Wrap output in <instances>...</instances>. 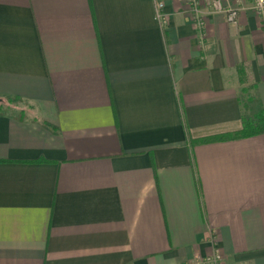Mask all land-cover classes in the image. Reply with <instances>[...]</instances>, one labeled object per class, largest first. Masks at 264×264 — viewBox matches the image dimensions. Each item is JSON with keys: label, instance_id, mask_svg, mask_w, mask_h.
Instances as JSON below:
<instances>
[{"label": "crops", "instance_id": "obj_1", "mask_svg": "<svg viewBox=\"0 0 264 264\" xmlns=\"http://www.w3.org/2000/svg\"><path fill=\"white\" fill-rule=\"evenodd\" d=\"M245 88L264 113L252 3L199 27L188 0H0V264H185L213 236L264 264V132L195 142L242 129Z\"/></svg>", "mask_w": 264, "mask_h": 264}, {"label": "built area", "instance_id": "obj_2", "mask_svg": "<svg viewBox=\"0 0 264 264\" xmlns=\"http://www.w3.org/2000/svg\"><path fill=\"white\" fill-rule=\"evenodd\" d=\"M193 12L195 21L199 27H203L206 15L214 13H224L230 23H236L242 11L248 8L252 3V8L256 11L262 20L264 26V0H205V8L202 9V0H188ZM165 4L159 2L156 7V18L162 27L168 24L169 16L166 13ZM214 250L209 255L196 253L193 258L185 264H223L224 256L216 246V238L212 237Z\"/></svg>", "mask_w": 264, "mask_h": 264}, {"label": "trees", "instance_id": "obj_3", "mask_svg": "<svg viewBox=\"0 0 264 264\" xmlns=\"http://www.w3.org/2000/svg\"><path fill=\"white\" fill-rule=\"evenodd\" d=\"M240 73H242L240 71ZM243 92L245 94L248 92L247 89H243ZM252 97H249V102L251 103ZM244 102V101H243ZM244 112H243V127L241 130L219 135L215 137H208L204 139H199L195 142H211L216 140H224V139H230V138H242V137H250L259 133L264 132V113L262 110L257 111L256 113H249L247 114V110L250 111V106L248 104H244Z\"/></svg>", "mask_w": 264, "mask_h": 264}, {"label": "rangeland", "instance_id": "obj_4", "mask_svg": "<svg viewBox=\"0 0 264 264\" xmlns=\"http://www.w3.org/2000/svg\"><path fill=\"white\" fill-rule=\"evenodd\" d=\"M249 97H251L250 93L244 94L243 101H244V104H248L249 106H251V103L249 102ZM249 113H251V111L247 110V114Z\"/></svg>", "mask_w": 264, "mask_h": 264}]
</instances>
